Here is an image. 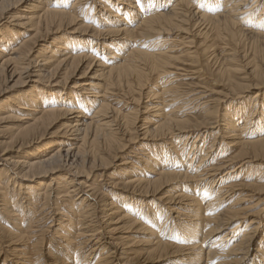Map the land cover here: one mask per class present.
I'll return each instance as SVG.
<instances>
[{
  "label": "bare ground",
  "instance_id": "6f19581e",
  "mask_svg": "<svg viewBox=\"0 0 264 264\" xmlns=\"http://www.w3.org/2000/svg\"><path fill=\"white\" fill-rule=\"evenodd\" d=\"M263 89L264 0H0V264H264V184L220 189L236 163L264 168ZM247 90L244 124V101L221 121ZM199 133L238 156L166 167Z\"/></svg>",
  "mask_w": 264,
  "mask_h": 264
},
{
  "label": "rangeland",
  "instance_id": "374dc122",
  "mask_svg": "<svg viewBox=\"0 0 264 264\" xmlns=\"http://www.w3.org/2000/svg\"><path fill=\"white\" fill-rule=\"evenodd\" d=\"M251 3L252 2H250V5H251ZM259 7H257V8H255V9H253V10H257L258 11V13L257 14H260V12H261V10L260 9H262V7H261V3H260V5H258ZM249 9V8H248ZM12 26H9V27H7L8 29H12L11 28ZM86 37V36H85ZM217 51V52H216ZM221 51V49L217 46V44H216V46H215V48H214V52H215V54H217V53H219ZM75 80H78V79H75ZM214 83L213 81H211V80H209V88L210 89H217V90H219L220 88L219 87H217L215 84H212V83ZM189 83H198V81H197V79L195 80V79H190V80H185V81H183L181 84H183L182 86H184V87H186L187 86V84H189ZM211 84V85H210ZM264 90V89H263ZM248 92V93H247ZM247 92L245 91L244 93H242V95H241V99H240V101L238 100V101H234L233 99H224L223 100V103L220 105V107H221V110H220V107L218 106L217 108H218V112H219V117H220V120L222 121V116H223V114L225 113V111H233V110H237L238 109V102H243L244 101V109L242 110L243 111V113L241 112V108L240 109H238L239 111H237L238 113H235L234 112V114H236V116H237V114H239L240 115V113H242L241 114V116H243V118H244V120H243V124H244V121H245V119H247L248 118V112L251 110V108H252V105H254L255 106V104H256V102H258V97H256V98H254V96H255V91H252V90H247ZM263 96H264V92H263ZM215 97H216V95L214 94V93H210V91H209V100H211V101H209V108H211V102H212V99H215ZM4 99V97H2V98H0V108H2L3 106H5V105H3V100ZM179 99V98H178ZM181 99H183V98H181ZM181 99H180V101H181ZM257 99V100H256ZM250 101H252V102H250ZM256 101V102H255ZM253 103V104H252ZM255 103V104H254ZM237 104V105H236ZM240 105V104H239ZM253 106V107H254ZM239 107H241V105L239 106ZM258 109V108H257ZM256 114L257 113H255V115L254 116H256ZM200 115V113H199V111H195L194 113H191V117H197V116H199ZM218 115L217 114H214V117L216 118ZM252 117L253 118V120H255L256 118L255 117ZM218 117V118H219ZM239 117V116H238ZM237 118V117H236ZM10 124V123H9ZM214 133V132H213ZM213 133H210V135L209 134H202V133H199L198 135H199V137L198 138H194V140L193 139H190V141L186 144V143H184V142H180L179 140H175L176 142H177V144H178V147L181 149V151H179L180 152V154H179V156H181V157H177L176 155H174L175 153H173L168 147H165L164 149H162V151L164 150V153H165V155L168 157H164V161H165V166L167 167V165H170V163L172 164V163H174L175 165H176V162L178 161L179 162V160H181L180 158H183V162H185V163H183V164H185V166L186 165H188L189 163H191V164H194V166H196L197 165V163L196 162H198L199 161V155H201L202 156V154L203 153H207V157L204 159V160H206L205 162H206V164L207 163H209V164H211L212 163V161H215L216 160V162H213V164H211V167L213 166V167H215V168H218L217 166H219V165H224L228 160H230V159H234V158H236L237 156H238V153H239V151H238V149L237 150H232V149H230L227 145H225V142L224 141H221L220 140V138L219 139H217V140H215V143H214V141H213V138H215V134H213ZM246 133V132H245ZM213 135H214V137H213ZM209 136V137H208ZM201 137V138H200ZM208 137V138H207ZM200 138V139H199ZM203 138H204V141H203ZM54 140V138H52V137H48V136H46V137H44L43 139H42V141H41V144H39L38 146H36V147H28L26 150H25V154H32L33 152H37L38 150H41V151H43V150H45L48 146L50 147V146H52L53 147V145H51L52 144V141ZM201 140V141H200ZM179 141V142H178ZM182 141V140H181ZM221 141V142H220ZM190 142H192V143H190ZM194 142V143H193ZM201 142H202V144H201ZM204 142V143H203ZM213 142V143H212ZM220 142V143H219ZM198 145H197V144ZM206 143V144H205ZM218 143V144H217ZM183 144H186V145H183ZM211 144V146H209ZM214 144V145H213ZM180 145V146H179ZM184 146V148H183V146ZM192 146H194V148L192 149ZM182 147V148H181ZM198 147V148H197ZM210 147V148H209ZM211 147H212V151H211ZM153 148V147H152ZM220 148V149H219ZM149 151H150V148H147ZM207 149H208V151L210 150L211 152H209L210 153V155H209V153H208V151H207ZM155 150H157V149H155ZM167 150V151H166ZM195 150V151H194ZM226 150V151H225ZM158 151V150H157ZM170 151V152H169ZM184 152H185V154H184ZM191 152V153H190ZM194 152V153H193ZM198 152H200V153H198ZM161 153V152H160ZM182 153V154H181ZM1 154V153H0ZM155 154V151L153 152V154L152 155H154ZM169 154H170V156H169ZM188 154V155H187ZM214 154V155H213ZM183 156H185V158L183 157ZM190 156V157H189ZM198 156V157H197ZM222 159H221V158ZM167 158V159H166ZM187 158V159H186ZM190 158V159H189ZM191 158H193V159H191ZM216 158V159H215ZM218 158V159H217ZM169 159H170V161H169ZM172 159V160H171ZM179 159V160H178ZM185 159V160H184ZM211 159V160H210ZM227 161H226V160ZM167 160V161H166ZM188 160V161H187ZM191 160V161H190ZM208 160V161H207ZM220 160H221V162H220ZM187 161V162H186ZM225 161V162H224ZM177 162V163H178ZM218 162H220V163H218ZM167 163V164H166ZM224 163V164H223ZM214 164H217V165H214ZM137 166V165H136ZM259 165L257 164H247L244 168H242V169H237V167H238V165H237V163L236 164H234L233 165V169H231L232 171H234V173H232L230 176H231V181H229L230 179H228L227 180V182H225V183H223L221 186H220V189L222 190L221 192H222V194H224L223 192H225V190L227 189V187L228 186H236L237 188H239L238 186L239 185H243V184H249V183H251V184H258V185H261V184H264V168L263 167H258ZM138 167V166H137ZM118 168V167H117ZM116 167H112L111 168V170H110V173L112 172L113 174H117L116 173V171L118 170ZM175 169H169V171L171 170V171H173V172H184V170H188L189 168H185L184 170H181V171H179V169H176V168H182V167H178V166H176V167H174ZM132 169V171L131 172H135L136 171V169H133V168H131ZM208 170V167H205V168H202V169H200L202 172H205L204 170ZM190 170V169H189ZM188 170V172H191V171H189ZM131 172H129V173H131ZM202 172L201 173H199V174H202ZM239 172V173H238ZM224 173H226V170L225 171H222V175L224 174ZM198 174V175H199ZM235 175V176H234ZM192 176H194V175H192ZM205 177H204V175H200V177H198L196 180H194V183H192V185H194V184H201V182L199 181V180H201V179H204ZM244 178V179H243ZM118 180H121V177L120 178H118ZM233 180V181H232ZM44 181V180H43ZM204 182H207L206 180H203L202 181V183H204ZM232 182V183H231ZM258 182V183H257ZM229 184V185H228ZM224 185V186H223ZM168 188V187H167ZM181 189L182 190H187V189H185V187H181ZM241 189V188H240ZM239 189V190H240ZM243 190H238L240 193H235V197L233 198L234 200H232V202H235V198L236 197H240L241 199H243V198H245L246 197V195L247 194H249L247 191L248 190H246V188H242ZM199 190V189H198ZM116 191V190H115ZM116 193V196L117 197H119V198H124V196H125V198H127V194H125L124 193V191H120L119 190V192L118 191H116L115 192ZM240 195V196H239ZM252 195V194H251ZM253 196V195H252ZM137 198V197H136ZM260 198H262V201L260 202V204L262 205L261 207H264V195L262 196V197H260ZM144 199V198H143ZM253 200L255 199V198H252ZM141 201H144V203H142V205H143V207H145V211H147V209H146V206H147V204H151V201H152V199L151 198H147V199H144V200H141ZM148 202V203H147ZM155 202V201H154ZM156 203V202H155ZM245 203V202H244ZM244 203H239V204H244ZM251 204H253V203H251ZM137 205H139V202L137 201ZM149 207H152V206H149ZM156 207V206H155ZM260 207V208H261ZM135 210H138V211H141V208L140 209H138L136 206H135ZM144 209V208H143ZM152 209H155V208H153L152 207ZM159 209H157V211H158ZM158 213V212H157ZM159 213H161L160 215L159 214H155V215H157L155 218H153V221H154V219L155 220H157L158 218H160L161 217V215L162 216H164V214H166L165 212H163V211H161L160 210V212ZM263 219H264V217H262ZM165 220H166V218H164V222H165ZM172 221H170V220H168V222H166V223H164V225H167V227L169 228V226H171V227H173V229H175V226H174V224H172L171 223ZM243 222V221H242ZM173 229H172V231H173ZM169 230H171V229H169ZM151 232V231H150ZM150 232H148V233H143L141 230H139V231H137V232H135V233H132V239H133V241H144V242H146L145 244H148L149 243V241H150V239H149V235L151 234ZM238 233V232H237ZM263 233H264V228L259 232V234L257 235V241H260V239L262 238V236H263ZM221 234H222V231H220L219 233H217L216 235H215V237H211L210 239H207V240H205L204 242L205 243H209V242H211V241H215L216 239H218V238H220V236H221ZM240 236V235H239ZM169 237V236H168ZM171 237H174V236H171ZM230 238V237H229ZM174 239H175V237H174ZM164 241H166V239L164 238ZM172 241V240H171ZM141 245V246H138L137 248H144V249H146L147 247H146V245ZM205 249V248H204ZM208 250V248H206L205 249V251H207ZM173 259H174V257L172 258V257H169V258H166V259H163L162 261H159V262H152V263H149V264H172V262H173ZM252 261V256L251 257H249V258H247L245 261H243V263L242 264H253V261ZM203 264V263H202Z\"/></svg>",
  "mask_w": 264,
  "mask_h": 264
}]
</instances>
